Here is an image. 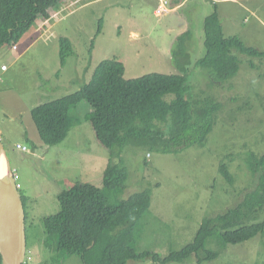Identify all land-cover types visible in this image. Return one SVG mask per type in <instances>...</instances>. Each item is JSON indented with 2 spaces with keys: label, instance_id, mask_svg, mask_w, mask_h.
I'll use <instances>...</instances> for the list:
<instances>
[{
  "label": "rangeland",
  "instance_id": "374dc122",
  "mask_svg": "<svg viewBox=\"0 0 264 264\" xmlns=\"http://www.w3.org/2000/svg\"><path fill=\"white\" fill-rule=\"evenodd\" d=\"M91 1L72 7L63 3L55 17L49 12L50 19L43 17L47 11L16 51L0 49V68L9 69L6 74L0 71V140L22 194L31 264H84L78 256L64 261L55 257L58 237L48 231L46 220L60 212L58 195L63 190L76 183L102 187L111 156L95 136L87 102L72 110L77 122L67 139L55 146L42 142L31 111L79 91L105 60H120L125 80L187 74L195 99L207 93L231 110L249 105L233 124L220 119L205 147L179 148L173 143L165 151L137 141L124 147L129 178L125 191L111 196V201L152 190L150 207L137 222L139 253L167 257L193 243L207 219L237 206L254 186L248 158L264 152V60L237 52L236 43L237 51L230 54L218 38L237 37L264 52V0L252 3L255 13L231 2L187 0L162 18L154 14L155 0H127L130 5L117 13L110 11L109 2L85 5ZM170 1L169 7L175 8ZM188 30L193 33L187 43L191 61H183L174 52ZM62 39H69L74 51L64 65ZM206 55L213 57L205 61ZM178 65L187 66L188 73ZM223 162L234 183L220 171ZM260 220L264 221V213ZM128 264L160 263L146 258ZM168 264L198 263L192 255L183 263ZM202 264H264V232L229 245L217 259Z\"/></svg>",
  "mask_w": 264,
  "mask_h": 264
},
{
  "label": "trees",
  "instance_id": "16d2710c",
  "mask_svg": "<svg viewBox=\"0 0 264 264\" xmlns=\"http://www.w3.org/2000/svg\"><path fill=\"white\" fill-rule=\"evenodd\" d=\"M65 1L0 0V49L14 50L13 47L18 46L37 24L40 15L48 11L43 17L49 18V12H58ZM210 33L208 31V35ZM192 37V31L188 30L179 39L181 45L174 52L176 58L181 54L183 61H191L187 43ZM218 38L221 39L220 46L228 53L237 51L236 43L237 52L263 62L264 52L246 46L237 37H233L234 42L233 38ZM72 54V42L62 39V65ZM213 55L203 59L209 61ZM251 66L258 68L254 63ZM178 68L188 73L187 66L178 65ZM124 71L123 63L117 58L105 60L95 69L90 82L79 91L31 111L42 142L55 146L67 139L77 122L72 117V110L87 102L92 108L89 119L95 136L111 152L102 187L76 183L59 193L61 210L46 220L48 231L58 237L55 257L64 261L78 256L84 264H128L146 258L168 264L183 263L195 255L196 262L202 264L217 259L229 245L245 243L263 233L264 221L259 219L264 213V152L260 157L248 158V169L256 180L254 186L237 206L207 219L193 243L167 257L148 251L138 252L137 222L150 207L152 190L137 192L126 200L111 201V196L125 191L129 178L123 159L124 147L135 141L165 151L173 143L179 148L205 147L220 119L233 124L249 105L231 110L207 93L201 99H195L187 74H152L125 80ZM221 164L220 171L234 183L227 163ZM31 260V256H27L26 264H31Z\"/></svg>",
  "mask_w": 264,
  "mask_h": 264
},
{
  "label": "water",
  "instance_id": "95a60500",
  "mask_svg": "<svg viewBox=\"0 0 264 264\" xmlns=\"http://www.w3.org/2000/svg\"><path fill=\"white\" fill-rule=\"evenodd\" d=\"M4 193L11 207L13 229L0 215V254L2 264H25L27 259L26 212L22 194L7 151L0 140V193Z\"/></svg>",
  "mask_w": 264,
  "mask_h": 264
},
{
  "label": "crops",
  "instance_id": "0c3cea01",
  "mask_svg": "<svg viewBox=\"0 0 264 264\" xmlns=\"http://www.w3.org/2000/svg\"><path fill=\"white\" fill-rule=\"evenodd\" d=\"M80 1H84L86 2L87 0H66L64 2V4H67L68 6L67 7H72L76 4H78ZM97 1L98 0H94V1H91L85 5H89V4H97ZM187 0H172V4L175 5V8H173V11L180 8L182 5H184L186 3ZM213 2L215 1H218V2H230L228 0H212ZM256 1V0H242L241 4H237L235 2H231L233 5H235L236 7L239 6V7H245L246 9L250 10L252 13H255L256 12V6L253 5L252 3ZM99 2H109L108 4V8L110 9L111 12H116L117 13V10H121V8H126L128 7L130 4L127 0H99ZM247 4V6H246ZM155 8L157 7L158 5V0H155ZM54 14L51 15L52 17L56 14V12H53ZM154 14H155V11H154ZM156 16V15H155ZM137 37V36H136ZM0 71L1 73H4L6 74L9 69L7 71H2V69L0 68Z\"/></svg>",
  "mask_w": 264,
  "mask_h": 264
},
{
  "label": "bare ground",
  "instance_id": "6f19581e",
  "mask_svg": "<svg viewBox=\"0 0 264 264\" xmlns=\"http://www.w3.org/2000/svg\"><path fill=\"white\" fill-rule=\"evenodd\" d=\"M0 215L3 219L11 226L13 229L18 228L17 224L14 223V215L12 213L11 207L4 195V193H0Z\"/></svg>",
  "mask_w": 264,
  "mask_h": 264
},
{
  "label": "built area",
  "instance_id": "2783aa9c",
  "mask_svg": "<svg viewBox=\"0 0 264 264\" xmlns=\"http://www.w3.org/2000/svg\"><path fill=\"white\" fill-rule=\"evenodd\" d=\"M229 1H231V2H239L240 0H229ZM170 4H171L170 0H158V5H157L156 10H155V15L158 18H162L165 15H167L168 13H170L172 11V9L169 7ZM13 48H14V50H17L18 46H14ZM5 69H6V66L3 67V70H5ZM20 148L22 150H27V147H25V146L20 147Z\"/></svg>",
  "mask_w": 264,
  "mask_h": 264
},
{
  "label": "clouds",
  "instance_id": "9594fccd",
  "mask_svg": "<svg viewBox=\"0 0 264 264\" xmlns=\"http://www.w3.org/2000/svg\"><path fill=\"white\" fill-rule=\"evenodd\" d=\"M228 1H229V0H228ZM241 1H242V0H240L239 2H235V3H240ZM230 2H231V1H230ZM172 11H173V9H172ZM172 11H171V12H172ZM55 16H56V14H55ZM156 17H157V16H156ZM12 51H16V50H12ZM4 66H6V65H3V66H2V68H1L2 71H7V70H8V67L6 66V69L3 70V67H4ZM20 147H23V146H18V148H20ZM25 147H26V146H25ZM20 149H21V148H20ZM21 150H22V149H21ZM22 151L27 152V151H29V150H28V148H27V150H22ZM13 170H14V169H13ZM14 172H15V171H14ZM27 256H28V253H27ZM26 261H27V259H26ZM26 263H27V262H26ZM26 263H25V264H26Z\"/></svg>",
  "mask_w": 264,
  "mask_h": 264
}]
</instances>
